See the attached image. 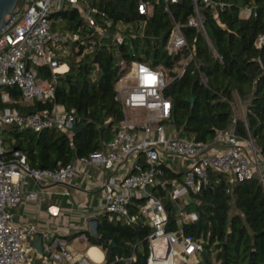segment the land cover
I'll list each match as a JSON object with an SVG mask.
<instances>
[{
  "label": "built area",
  "instance_id": "obj_1",
  "mask_svg": "<svg viewBox=\"0 0 264 264\" xmlns=\"http://www.w3.org/2000/svg\"><path fill=\"white\" fill-rule=\"evenodd\" d=\"M24 12L5 30L0 32V87H18L27 102L34 100L54 103L60 79L84 58L93 57L97 49L106 47L116 58L118 80L115 99L121 103L124 119L117 126L114 138L89 157L60 165L56 170L31 168L26 156L16 153V159H5L3 128L15 125L20 130H59L73 137L74 128L81 123L75 109L64 105L21 114L16 109L0 110V264H99L86 252L77 254L70 249L66 238L54 232L43 234L44 251L39 254L33 247L38 229L36 225H18L13 222V210L24 201L38 199L36 192H26L29 176L38 184L52 181L69 184L77 172L88 173L90 166L111 171L101 184L104 210L116 221L136 225L144 219L151 228L146 238L149 255L146 264H203L204 241L185 236L183 225L199 219L191 195L213 188L211 177L221 178L229 184L231 193L236 184L256 178L264 187V156L253 139H243L235 124L220 132L211 142L181 136L171 119L172 101L165 96L175 77L151 61H128L121 51L129 40H146L148 22L155 7L163 4L171 20L166 50L174 56L187 50V57L176 68L177 77L186 72L195 60V50L189 46L187 28L196 32L195 44L204 37L217 58L222 61L209 37L206 21L207 10L219 19V11L227 4L216 0H190L191 12L180 21L175 6L183 0H136L137 17L131 21L113 18L106 10L91 0H31ZM68 9L78 11L82 25L76 30L63 27V13ZM242 19L256 16L249 5L242 7ZM154 40V39H153ZM264 45V36L255 42ZM91 78L96 80L99 65L91 61ZM40 68L50 75L42 77ZM203 82L206 77L200 71ZM10 100L8 93L2 101ZM239 100V99H238ZM240 101V100H239ZM240 105L241 102H240ZM235 110V105L233 104ZM245 119V114L242 115ZM82 124V123H81ZM250 150V152H249ZM184 159L189 166L175 170L168 165L170 158ZM123 175L116 176L119 171ZM169 171L180 174L172 177ZM221 176V177H219ZM163 193V194H162ZM174 204L177 228L172 230L170 213L164 199ZM194 206V207H192ZM87 241L85 235L80 236ZM135 261V258L131 259Z\"/></svg>",
  "mask_w": 264,
  "mask_h": 264
},
{
  "label": "trees",
  "instance_id": "obj_2",
  "mask_svg": "<svg viewBox=\"0 0 264 264\" xmlns=\"http://www.w3.org/2000/svg\"><path fill=\"white\" fill-rule=\"evenodd\" d=\"M216 1L227 4L219 11L223 26L214 18V12L207 10L206 28L222 61L204 37L194 44L192 38L196 32L187 28L189 46L195 50L194 61L198 67L192 61L184 75L177 77L175 69L181 66V60L187 57L188 51L174 56L168 54L166 45L172 24L163 4L155 7L148 22L146 40H129L121 51L128 61H151L152 66L161 67L175 77L164 93L172 101L171 119L181 136L211 142L220 132L235 124L237 134L243 139H253L264 156V45L257 48L255 44L259 37L264 36V0ZM91 2L115 19L131 21L137 17L136 0ZM191 5L190 0H183L175 6L180 21L186 20ZM246 5L255 9L256 16L240 18V11ZM63 18V27L70 30L82 25L76 9L66 10ZM89 58L100 68L96 80L91 78ZM115 62L114 54L101 47L93 57L84 58L77 65L72 63L70 72L60 79L54 103L27 102L18 87H0V110L11 108L21 114H29L60 104L68 110L75 109L81 123H89L73 137L55 129L38 133L20 130L15 125L7 126L3 128L5 159L15 160L16 153H21L31 168L56 170L60 165L89 157L102 149L104 142L114 138L117 126L124 119L121 103L115 99L118 80ZM39 71L42 77L50 75L48 69L40 68ZM200 71L204 73L206 82H203ZM3 93L9 94L10 102L2 101ZM192 97L193 104L190 102ZM236 98L245 107V119L235 114L233 104ZM169 175L180 177L173 171H169ZM211 179L213 188L191 195L193 202L209 206L202 209L199 204L192 206L199 213V219L183 225L185 236L204 241L203 264H264V187L258 179L252 178L236 184L228 193L226 180L221 178L216 183L214 175ZM164 202L171 218L169 228L174 230L177 228L174 204L167 198ZM98 231L100 236L88 231L78 235H85L90 246L103 250L105 264L147 263L149 248L146 238L151 228L144 219L136 225H127L110 221L106 216L101 223L99 221ZM103 235L109 241L101 238ZM112 241L115 243L113 248L110 247Z\"/></svg>",
  "mask_w": 264,
  "mask_h": 264
},
{
  "label": "crops",
  "instance_id": "obj_3",
  "mask_svg": "<svg viewBox=\"0 0 264 264\" xmlns=\"http://www.w3.org/2000/svg\"><path fill=\"white\" fill-rule=\"evenodd\" d=\"M126 166L128 167H120L119 171H114L113 174L123 175ZM111 174V171L102 167L90 166L88 173L77 172L69 184L52 181L38 184L28 176L25 191L36 192L38 199L19 204L13 210V222L18 225H36L38 232L43 234H59L68 240L70 249L77 254H84L96 247L100 250L102 258L97 259L91 255L99 264H105L103 250L98 246H90L88 240L80 238L83 234H78L90 232L89 221L93 218H98L100 223L106 216L110 221H116L112 215L105 212L101 191L102 182Z\"/></svg>",
  "mask_w": 264,
  "mask_h": 264
},
{
  "label": "water",
  "instance_id": "obj_4",
  "mask_svg": "<svg viewBox=\"0 0 264 264\" xmlns=\"http://www.w3.org/2000/svg\"><path fill=\"white\" fill-rule=\"evenodd\" d=\"M21 1V4L19 6V2ZM31 0H0V32L8 28L15 19L20 16L27 5L31 4ZM190 102L194 103V97L191 98ZM87 123H82L74 128V133L77 134L81 132L83 129H85L88 126ZM104 127H101V130H103ZM105 144V142H104ZM205 206H209L206 203H201L199 207L202 209ZM90 226V232L94 236H100V233L98 231L99 226V219L93 218L89 221ZM101 238L105 239L106 241H109V238L105 235L101 236ZM115 246V243L112 241L110 242V247L113 248ZM34 249L39 253H43L44 251V245H43V233L38 232L35 235L34 243H33ZM254 254V253H253Z\"/></svg>",
  "mask_w": 264,
  "mask_h": 264
},
{
  "label": "rangeland",
  "instance_id": "obj_5",
  "mask_svg": "<svg viewBox=\"0 0 264 264\" xmlns=\"http://www.w3.org/2000/svg\"><path fill=\"white\" fill-rule=\"evenodd\" d=\"M170 77H172V76H170ZM10 101L11 100H8L5 102H10ZM234 105H235L236 116L237 117H243L242 115H243V113H245V107L240 105V101L238 100V98H236ZM6 127H4V128H6ZM249 152H250V150H249ZM168 165L175 170L181 171V170H184L186 167H188L189 163H188V161H185L184 159H178V158L173 157V158H170ZM262 171L264 172V165L262 166ZM213 261L215 262V259H213Z\"/></svg>",
  "mask_w": 264,
  "mask_h": 264
},
{
  "label": "bare ground",
  "instance_id": "obj_6",
  "mask_svg": "<svg viewBox=\"0 0 264 264\" xmlns=\"http://www.w3.org/2000/svg\"><path fill=\"white\" fill-rule=\"evenodd\" d=\"M89 253H90V255L92 254L93 256H95L97 259H100V257L102 258L100 250L96 247H92L90 249Z\"/></svg>",
  "mask_w": 264,
  "mask_h": 264
}]
</instances>
